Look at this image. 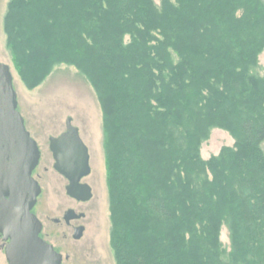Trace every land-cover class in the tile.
<instances>
[{"label": "trees", "instance_id": "obj_1", "mask_svg": "<svg viewBox=\"0 0 264 264\" xmlns=\"http://www.w3.org/2000/svg\"><path fill=\"white\" fill-rule=\"evenodd\" d=\"M5 32L28 86L97 94L116 264H264L263 0H11ZM213 127L236 143L203 160Z\"/></svg>", "mask_w": 264, "mask_h": 264}, {"label": "rangeland", "instance_id": "obj_2", "mask_svg": "<svg viewBox=\"0 0 264 264\" xmlns=\"http://www.w3.org/2000/svg\"><path fill=\"white\" fill-rule=\"evenodd\" d=\"M11 0H0V62L10 66L14 87L18 95L19 111L25 119L26 128L38 143L42 153L39 173L42 195L36 215L44 225L47 240L64 257L63 264H116L111 247L112 222L110 196L107 183V165L104 150L103 111L97 94L87 79L73 66L58 65L37 87L28 86L17 69L13 54L8 47L5 32V17ZM264 1V0H263ZM161 5L162 0H154ZM259 76H264V51L259 56ZM73 125L90 152L91 175L84 183L91 186L93 198L82 204L67 195L69 181L54 169V158L50 150V139L66 131V122ZM235 136L226 129L211 128L201 145L200 156L210 160L220 155L226 147H234ZM264 150V143L262 145ZM84 211L86 219L80 224L86 227L82 240L75 241L71 230L57 226L54 220L63 219L67 210ZM219 242L227 252L231 251V233L223 224ZM0 264H8L4 250L0 247Z\"/></svg>", "mask_w": 264, "mask_h": 264}, {"label": "water", "instance_id": "obj_3", "mask_svg": "<svg viewBox=\"0 0 264 264\" xmlns=\"http://www.w3.org/2000/svg\"><path fill=\"white\" fill-rule=\"evenodd\" d=\"M55 170L69 181L67 195L78 201L93 198L84 179L91 175L90 152L73 119L66 131L50 139ZM42 153L19 111L11 68L0 62V236L8 264H63L68 260L42 237L43 224L33 213L42 188L32 177ZM69 210L65 220L82 218ZM83 228L75 236L80 240Z\"/></svg>", "mask_w": 264, "mask_h": 264}, {"label": "flooded vegetation", "instance_id": "obj_4", "mask_svg": "<svg viewBox=\"0 0 264 264\" xmlns=\"http://www.w3.org/2000/svg\"><path fill=\"white\" fill-rule=\"evenodd\" d=\"M41 162V161H40ZM54 166H55V164H54ZM39 168H40V164H39V166L35 169V171L33 172V174H32V177L39 183V185L41 186V180H43V178H42V175L39 173ZM55 169V168H54ZM41 188H42V186H41ZM42 195V194H41ZM41 197V196H40ZM39 197V198H40ZM70 197V196H69ZM71 198V197H70ZM73 200H75L77 203H82V204H85V203H88V202H82V201H78V200H76V199H74V198H72ZM90 202V201H89ZM38 203H39V199H38V202H37V205L35 206V208H34V210H33V213L36 215V210H37V206H38ZM70 210H73V211H75V213H76V215L77 216H81V215H84L82 218H79V219H72V220H70V221H66L65 220V216H66V213L69 211V210H67L65 213H64V216H63V219L62 220H60V219H57V220H54L55 221V224L57 225V226H63V228L65 229V238H67L68 236H67V231L68 230H71V232H72V237H73V239L75 240V241H80V240H82V238L84 237V235H85V232H86V227L84 226V225H82V224H80V222L82 221V220H84V219H86V213L84 212V211H77V210H75V209H70ZM37 216V215H36ZM41 221V220H40ZM43 224V223H42ZM80 228H83L84 230H83V236H82V238L80 239V240H77L76 238H75V236L78 234L77 232H78V229H80ZM46 236H50V235H46L45 234V229H44V225H43V231H42V233H41V237L46 241V242H48L49 244H51L48 240H47V238H46ZM5 244L6 243H4L3 242V239H2V237L0 236V247H1V249L2 250H4V248H5ZM51 245H53V244H51ZM54 246V245H53ZM54 248L56 249V251L57 252H59V250L54 246ZM5 252V251H4ZM60 253V252H59ZM62 254V253H61ZM65 258V257H64ZM65 261V260H64Z\"/></svg>", "mask_w": 264, "mask_h": 264}]
</instances>
